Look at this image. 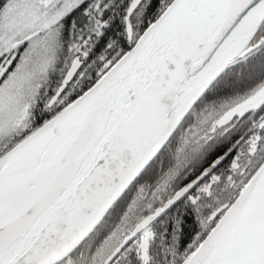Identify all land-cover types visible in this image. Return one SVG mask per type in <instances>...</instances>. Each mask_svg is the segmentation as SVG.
<instances>
[{"label": "snow or ice", "instance_id": "snow-or-ice-1", "mask_svg": "<svg viewBox=\"0 0 264 264\" xmlns=\"http://www.w3.org/2000/svg\"><path fill=\"white\" fill-rule=\"evenodd\" d=\"M0 264H264V0H0Z\"/></svg>", "mask_w": 264, "mask_h": 264}]
</instances>
